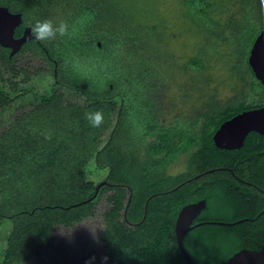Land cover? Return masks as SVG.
Returning a JSON list of instances; mask_svg holds the SVG:
<instances>
[{
	"label": "trees",
	"instance_id": "1",
	"mask_svg": "<svg viewBox=\"0 0 264 264\" xmlns=\"http://www.w3.org/2000/svg\"><path fill=\"white\" fill-rule=\"evenodd\" d=\"M239 1L242 22L239 26L236 22L230 23L232 27L237 26L234 37L240 70H248V78L254 83L252 90L260 99L199 114L185 130L160 124L154 94V63L139 50L125 48L139 43L131 28L115 20L116 17L124 20L122 17L126 16L120 9L99 0H0V7L22 14L23 26L34 24L26 20L27 15L53 23L58 22L60 14L65 20L79 14L89 16L87 40L89 50L96 54L102 52L103 41L109 45V38H112L110 44L118 36L122 42L111 63H104L119 73L118 81L114 84L108 75L104 85L95 79L72 77V69H65L63 63L68 48L62 45L65 42L62 37L57 36L48 44L37 41L44 50L33 40L24 44L20 53L35 45L51 64V72L45 74H52L55 84L43 96L28 83L31 76H37L44 69L32 72L23 66L14 68L15 57L20 53L10 57L9 49L0 46V109L13 107L15 102L28 96L35 102L29 112L15 116L0 132V227L3 219L12 223L0 264H64L67 259L72 260L74 256L67 253L68 245L85 237L78 236L80 231L72 236L65 233V238L69 235L67 240L70 239L66 243L57 236V231L81 229L84 227L81 222L94 223L103 198L109 207L101 214L102 227L92 234L100 249H90L89 245V251L86 249L79 259H73V264H187L175 241V222L182 207L200 199L207 202L205 214L208 216L222 219L227 214L255 219L236 224V227H251V232L221 230L214 235L199 231L186 234L184 249L197 264L206 255L227 264L228 258L242 249L260 250L264 244V194L236 180L228 170L218 168H231L240 179L264 191V136L250 132L241 152L219 149L213 141L222 123L239 113L264 106V86L248 64L252 44L264 29L262 2ZM195 2L197 10L188 9L199 17L208 35L217 37L222 24L209 16L210 0H185L189 7L196 5ZM93 30L96 34H92ZM20 35L21 30L15 31V37ZM96 40H101L100 49ZM126 54L133 57H124ZM203 65L204 59L199 55L189 61L193 69H201ZM7 72L8 78L4 77ZM56 88L81 96L83 102L65 103ZM135 104L137 110L133 109ZM132 110L144 124L142 136L133 131L129 118ZM95 111L104 115L99 128L91 127L86 119V113ZM139 142L145 143V148ZM183 152L189 153V167L195 168L196 173L168 175V168ZM91 160L99 169L107 170L103 181L110 185L102 186L97 196L88 201L98 185L86 179L85 167ZM235 162H246V165L238 169L239 164ZM249 162L258 166L252 168ZM213 168L218 170L203 175ZM198 174L201 176L187 180ZM251 204L256 208L251 210ZM236 206L243 209L237 211Z\"/></svg>",
	"mask_w": 264,
	"mask_h": 264
},
{
	"label": "rangeland",
	"instance_id": "2",
	"mask_svg": "<svg viewBox=\"0 0 264 264\" xmlns=\"http://www.w3.org/2000/svg\"><path fill=\"white\" fill-rule=\"evenodd\" d=\"M99 1L116 10L120 9L126 15L122 17L124 20H121L120 17H116L115 20L119 21L122 26H127L134 31V39L138 41L139 45L129 47L126 45L125 48L130 49L133 47L134 51L139 50L138 52L142 56L149 58L154 63L156 70L155 79H153L156 84L154 85L156 87L154 94L157 98L156 108L159 112L158 117L161 125L186 130L191 125L190 123L194 120V117L199 116V114L203 115L213 109H223L243 101H257L260 99L252 90L254 83L248 78V70H240L241 61L237 55V40L234 37L235 28L242 22L239 0H210L209 16L214 21H220L222 24V27L217 30V37L208 35L207 31L203 29L204 26L199 17L194 16L188 9L195 8L196 11L198 8L196 2V5L191 4L192 6L189 7L186 6L185 0ZM70 13L71 11H68L67 15H70ZM57 19L58 22L55 20V24L63 21L69 26L70 33L68 36H71V38L68 39V36L67 38L62 37L61 40L65 41L62 45L68 48V55L63 63L65 69H72L75 75L72 77L95 79L97 83L104 85L109 75V79L115 84L118 81L119 73L114 69L111 71L107 65L111 63V57L113 58L114 52L122 44L120 36L112 44H110L112 38H109V45H105L103 41L102 52L99 51L96 54L89 50L91 48L87 40L89 37V20H91L89 16L85 17L79 14L75 18L69 17L68 20H65L63 15L60 14ZM26 20L34 23L38 21L32 15H27ZM231 21L236 22L238 25L232 27ZM92 34H96V32L93 30ZM50 41H47V44ZM100 41H95L97 42L96 46ZM25 49L15 57L14 68L23 66L32 72L39 68H41V71L44 69V72L37 76H31L28 85H32L39 96L48 95L55 84V78L52 74H45L47 71L51 72V64L42 52L37 51L35 45H32L30 49ZM60 49L61 45H59L58 54ZM35 52L38 55L33 54ZM198 55L204 59L203 67L201 69L190 68V59ZM129 56L131 55H124V57ZM105 62L108 64H104ZM2 71L4 70L2 69ZM6 76L7 78L10 76L8 72L7 75L4 73V77ZM12 76H14V73ZM124 86H119V88L126 90ZM56 89L64 96L65 103L83 102L81 96L71 95V93L60 88ZM34 104L35 102L28 96L15 102L13 107L0 109V132L15 116L29 112ZM133 109L137 110L136 104ZM135 110H132L129 118L133 124V131L142 136L145 133L144 124L138 119L139 116ZM151 139L153 137L146 141ZM139 143L142 148L145 146V143ZM141 154L144 156L145 151H141ZM186 157L185 153H181L168 168L167 174L177 176L185 171L186 173H196L195 168L191 169L188 166ZM85 170L89 180L95 183H100L107 177V170L99 169L93 160L87 163ZM108 207L103 198L94 223L91 221L86 222L93 226V230L85 226L69 232H66L67 230L63 228L58 229L57 236L59 235L58 237L61 240L63 238L66 243L70 241V239L67 240L68 236H72L76 231H80L78 236L85 237V239H76L68 245L70 248L67 253L74 256L73 259H79L86 249L89 251V245L90 249L91 247L95 250L100 249L98 240L93 238L92 234H95L102 227L100 224L101 214ZM2 223L3 226L0 227V260L12 224L8 219H3ZM65 233L69 234L66 238ZM69 259L64 264L74 263L73 259Z\"/></svg>",
	"mask_w": 264,
	"mask_h": 264
},
{
	"label": "water",
	"instance_id": "3",
	"mask_svg": "<svg viewBox=\"0 0 264 264\" xmlns=\"http://www.w3.org/2000/svg\"><path fill=\"white\" fill-rule=\"evenodd\" d=\"M264 18V0H261ZM23 23L21 13H13L7 7H0V46L10 50V57L17 54L22 46L31 40H36L31 34V27L26 26L20 38L15 37V31ZM100 47V43L98 44ZM248 64L255 78L264 86V29L254 40L249 52ZM56 74V71H55ZM255 132L264 136V106L244 111L225 121L213 135L217 148L223 150H236L242 147L247 135ZM207 171L203 174H207ZM200 175L194 177L198 178ZM193 178V179H194ZM110 185L102 181L96 186L94 199L102 186ZM131 200V196L129 201ZM85 203V202H82ZM205 202L187 204L179 211L175 222V241L187 264H194L184 249L183 240L190 230V224L201 213ZM147 204L145 206V210ZM126 214V210H125ZM227 264H264V244L258 251L241 250L228 259Z\"/></svg>",
	"mask_w": 264,
	"mask_h": 264
},
{
	"label": "flooded vegetation",
	"instance_id": "4",
	"mask_svg": "<svg viewBox=\"0 0 264 264\" xmlns=\"http://www.w3.org/2000/svg\"><path fill=\"white\" fill-rule=\"evenodd\" d=\"M22 27V28H21ZM26 26H23V23L17 27L16 31H20L21 30V35L19 37H16V38H20L24 32V29H25ZM32 41V40H31ZM33 41H36V40H33ZM37 42V41H36ZM39 43V45L41 46V48L44 50V46L41 45L40 42H37ZM10 51V50H9ZM20 53V51L18 52ZM17 53V55H18ZM16 55V54H15ZM14 55V56H15ZM18 67H16L17 69ZM245 143V141H244ZM244 143L242 145L241 148L239 149H236V150H228L229 152H241L244 150ZM186 154V162L189 166V153L188 152H183ZM188 160V161H187ZM237 164H239V167L238 169H243L242 167L246 165V162H235ZM250 166L252 168H255V166L257 167L258 166V163H252V162H249ZM218 169H225V170H228L232 176L238 180V181H241L243 183H246V184H249V185H252L254 186L256 189H259L260 192H262L264 194V191L259 188L258 186H256L254 183L252 182H249V181H245V180H242L239 178V176H236L234 173H233V170L231 168H218ZM217 168H213V169H210L208 171H216L218 170ZM249 170V169H247ZM186 172V171H185ZM205 173V172H204ZM200 175V174H198ZM196 175V176H198ZM204 175V174H203ZM194 176V177H196ZM193 177V178H194ZM193 178H188L187 180L190 181V179H193ZM200 201H204L205 202V207L204 209L201 211V213L192 221V223L190 224V230L188 231L187 235L188 234H191V233H197L199 231V233H203V234H211V235H214V234H217L219 233L221 230H225V231H229V232H232V233H237L241 230V232H251V227H236V224L239 222V223H242L243 221H246V220H254L255 218H251L250 216H243V217H240V218H237V217H234V215H225L222 217V219H219V217L217 216H213V215H206L205 214V211H206V207H207V202L206 200L204 199H200L196 202H193V203H197V202H200ZM189 204H192V203H189ZM249 208L252 210V209H255L256 207L253 206L252 204L249 206ZM236 209L237 211L239 210H242L243 209V206H236ZM264 212V210H263ZM262 247V246H261ZM261 249V248H260ZM244 250V249H242ZM248 250V249H247ZM210 251H213L212 249ZM252 251H258V250H252ZM187 252V251H186ZM240 252V251H239ZM238 253V252H237ZM236 254V253H235ZM234 255V254H233ZM232 255V256H233ZM231 256V257H232ZM190 257V256H189ZM230 257V258H231ZM193 261L194 264H197L195 262V260L190 257ZM203 258V257H202ZM229 259V258H228ZM228 261V260H227ZM198 264H222L220 259L219 258H211L210 255H206V257L204 259H201Z\"/></svg>",
	"mask_w": 264,
	"mask_h": 264
},
{
	"label": "clouds",
	"instance_id": "5",
	"mask_svg": "<svg viewBox=\"0 0 264 264\" xmlns=\"http://www.w3.org/2000/svg\"><path fill=\"white\" fill-rule=\"evenodd\" d=\"M31 34L36 41L45 42L53 40L59 37H65L69 35V26L67 23L61 21L59 24H55L51 20L37 21L31 26ZM86 119L89 121L91 127L99 128L104 122V115L101 111L86 113ZM88 177H86L87 179ZM83 224L85 227L93 230V226L87 223ZM70 231V230H69ZM63 234V232H62Z\"/></svg>",
	"mask_w": 264,
	"mask_h": 264
}]
</instances>
